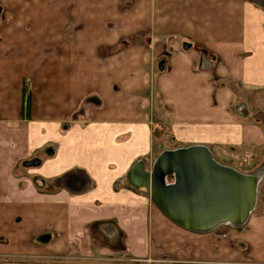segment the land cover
I'll use <instances>...</instances> for the list:
<instances>
[{
    "label": "crops",
    "instance_id": "0c3cea01",
    "mask_svg": "<svg viewBox=\"0 0 264 264\" xmlns=\"http://www.w3.org/2000/svg\"><path fill=\"white\" fill-rule=\"evenodd\" d=\"M192 145L264 167V0H0V264H264V174L209 231L131 180Z\"/></svg>",
    "mask_w": 264,
    "mask_h": 264
},
{
    "label": "water",
    "instance_id": "95a60500",
    "mask_svg": "<svg viewBox=\"0 0 264 264\" xmlns=\"http://www.w3.org/2000/svg\"><path fill=\"white\" fill-rule=\"evenodd\" d=\"M168 176L174 182L166 184ZM130 178L146 186L172 220L198 231L243 225L256 207L260 184L258 175L219 163L204 145L164 150L151 171L139 162Z\"/></svg>",
    "mask_w": 264,
    "mask_h": 264
},
{
    "label": "bare ground",
    "instance_id": "6f19581e",
    "mask_svg": "<svg viewBox=\"0 0 264 264\" xmlns=\"http://www.w3.org/2000/svg\"><path fill=\"white\" fill-rule=\"evenodd\" d=\"M251 173L254 174V175H258L259 176V179H260L259 181L261 182V180L263 178V174H264V167L263 168L260 167V168H258L256 170L252 171ZM165 182H166V184H168L167 183V179H165ZM225 225L232 226V227H235L236 226L233 222L226 223Z\"/></svg>",
    "mask_w": 264,
    "mask_h": 264
},
{
    "label": "rangeland",
    "instance_id": "374dc122",
    "mask_svg": "<svg viewBox=\"0 0 264 264\" xmlns=\"http://www.w3.org/2000/svg\"><path fill=\"white\" fill-rule=\"evenodd\" d=\"M242 157H243V154H238V156H236V155L233 154V155H232V158H233V159H229V160H234V159H239V158L242 159ZM227 158H229V157H227ZM215 159L217 160V159H219V158H215ZM244 170L246 171V170H248V169H244ZM259 206H260V207H263V206H264V201H263L262 199L260 200ZM260 207H259V208H260ZM222 230L224 231V229H222Z\"/></svg>",
    "mask_w": 264,
    "mask_h": 264
}]
</instances>
